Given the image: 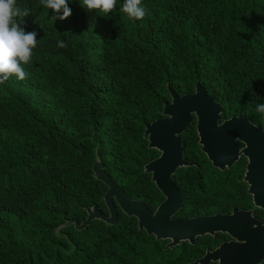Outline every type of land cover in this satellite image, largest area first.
Here are the masks:
<instances>
[{
	"label": "trees",
	"instance_id": "trees-1",
	"mask_svg": "<svg viewBox=\"0 0 264 264\" xmlns=\"http://www.w3.org/2000/svg\"><path fill=\"white\" fill-rule=\"evenodd\" d=\"M17 4L29 10L23 27L37 31L38 44L24 66L29 75L0 85V264H192L229 239L219 232L166 249L169 240L139 230L114 200L115 224L55 230L81 223L92 206L109 213L107 187L92 169L97 158L131 199L151 211L163 201L144 171L159 155L144 131L163 117L167 85L184 95L199 83L220 103V120L263 126L264 0H143L147 14L136 22L119 3L103 16L73 0L71 15L54 22L40 0ZM195 125L180 135L183 157L197 165L172 176L183 197L174 218L254 209L245 158L213 167ZM254 215L264 221V210Z\"/></svg>",
	"mask_w": 264,
	"mask_h": 264
},
{
	"label": "water",
	"instance_id": "water-1",
	"mask_svg": "<svg viewBox=\"0 0 264 264\" xmlns=\"http://www.w3.org/2000/svg\"><path fill=\"white\" fill-rule=\"evenodd\" d=\"M171 100L164 104L162 114L146 124L144 137L148 147L159 155L144 165V171L151 174V180L164 199L154 211L137 199H131L105 173L101 159L92 165L94 175L105 184L103 196L108 214L96 206L87 208V217L79 223L69 220L58 226L56 233L66 226L83 229L93 220L115 224L117 214L113 200L127 216L137 219L139 230L153 235L156 240H169L165 248H173L181 242L194 244L196 238L215 233H225L231 239L219 244L213 250L192 264H261L264 260V222L252 216L251 210L234 209L230 214L199 215L188 219L174 218L183 205V197L172 176L178 168L197 165L183 157L180 135L196 122L200 150L213 167L229 169L241 156L247 160L243 181L256 208L264 210V123L258 127L244 117L232 116L220 122V103L209 96L196 83L193 93L177 95L167 85ZM240 143L243 144L240 147Z\"/></svg>",
	"mask_w": 264,
	"mask_h": 264
},
{
	"label": "clouds",
	"instance_id": "clouds-1",
	"mask_svg": "<svg viewBox=\"0 0 264 264\" xmlns=\"http://www.w3.org/2000/svg\"><path fill=\"white\" fill-rule=\"evenodd\" d=\"M73 0H40L45 9L52 10V21H63L71 15ZM87 10H98L107 16L120 4V11L129 21L136 22L145 18L147 10L143 0H77ZM29 14L27 8L21 9L17 0H0V85L12 76L24 80L29 73L25 65H31L34 49L37 47V31H26L22 18ZM58 47H64L61 42ZM256 112L264 115V103L256 105Z\"/></svg>",
	"mask_w": 264,
	"mask_h": 264
},
{
	"label": "flooded vegetation",
	"instance_id": "flooded-vegetation-1",
	"mask_svg": "<svg viewBox=\"0 0 264 264\" xmlns=\"http://www.w3.org/2000/svg\"><path fill=\"white\" fill-rule=\"evenodd\" d=\"M231 117H232V116H231ZM236 117H239V116H236ZM241 117H243V116H241ZM229 118H230V117H229ZM244 118H245V117H244ZM225 119H227V118H225ZM246 119H248V118H246ZM222 120H224V119H222ZM222 120H220V122H221ZM248 120H249V119H248ZM249 121H250V120H249ZM250 122H251V121H250ZM251 123H253V122H251ZM253 124H254V123H253ZM254 125H256V124H254ZM195 126H196V125H195ZM256 126H258V125H256ZM258 127H260V126H258ZM242 146H243V144L240 143V147H242ZM242 158H245V157L241 156V157L239 158V160L242 159ZM245 160H246V158H245ZM246 163H247V160H246V162H245L244 168H245V166H246ZM230 168H231V167H230ZM244 171H245V170H244ZM243 176H244V173H243ZM242 181H243V177H242ZM243 182H244V181H243ZM244 183L246 184V182H244ZM246 186H247V188H248V185H247V184H246ZM247 193H248V192H247ZM249 195H250V194H249ZM250 196H251V195H250ZM251 200H252V197H251ZM254 209H260V208H256V207L254 206ZM254 209H237V210H246V211H247V210H251V211H252V216L255 217V218H257V217L254 215ZM233 210H234V209H233ZM233 210H232V211H233ZM260 210H262V209H260ZM232 211H231V212H232ZM231 212H230V213H231ZM230 213H218V214H230ZM214 214H216V213H214ZM211 215H212V214H211ZM257 219H258V218H257ZM259 220L262 221V222H264V221L261 220V219H259ZM230 239H231V238L229 237V239L224 240V241H229ZM224 241H222L221 243H223ZM221 243H220V244H221ZM218 245H219V244H218ZM218 245H217V246H218ZM217 246H216V247H217ZM216 247H215V248H216ZM215 264H216V263H215Z\"/></svg>",
	"mask_w": 264,
	"mask_h": 264
}]
</instances>
